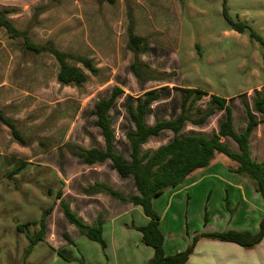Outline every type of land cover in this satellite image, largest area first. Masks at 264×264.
<instances>
[{"label": "rangeland", "instance_id": "obj_1", "mask_svg": "<svg viewBox=\"0 0 264 264\" xmlns=\"http://www.w3.org/2000/svg\"><path fill=\"white\" fill-rule=\"evenodd\" d=\"M0 9L12 11L8 15L12 24L18 30L28 28L29 37L38 44L51 41L60 51L78 56L92 51L94 64L100 69L96 77L88 74V81L80 88H61L56 83L57 65L50 55H23L0 29V79L12 81L11 86L16 87L6 96L5 101L10 103L4 111L18 115L17 127L30 140L28 147L12 149L9 132L0 131V153H3L0 156V264H139L135 259L136 244L141 250L151 254L153 251L143 246L141 234L132 228H119L112 237L125 241L122 246L112 245L106 231L104 237L109 247L102 252L97 243L80 236L74 226H69L66 233L74 240V247L65 248L64 256L68 259L65 261L53 250L65 243V231L59 226L65 224L66 219L61 220L55 215L50 217V214L46 220L49 227L47 242H39L25 262V253L30 246L27 236L36 235L39 226H30L23 231H18L17 227L39 221L46 211L62 210L55 196L62 188L59 177L66 178L67 175L58 171L59 162L73 163L72 172L85 169L69 154L67 144L86 149L100 143L99 130L95 129L89 112L94 103L108 96L114 86L124 91L111 116L118 151L125 156L127 151L123 142L126 140L122 132L129 124L123 109L124 97H137L164 86L198 89L220 98H233L228 103L232 108L235 130L241 132L246 116L243 98L238 96L246 94L249 101L252 92H247L264 86V0H116L114 5L104 0H0ZM223 10L232 22L247 25L263 44L251 38L248 30L242 34L232 30ZM129 15L135 33L148 40L147 46L155 47L154 52H144L137 58L153 70L154 80L137 81L129 71L135 60L126 41ZM76 66L82 69L80 65ZM181 97V93L173 92L170 98L158 104L149 125L157 119L168 120L177 116ZM16 101L24 104L16 105ZM208 101L207 94L192 110L204 111ZM220 116L215 115L202 128L187 123L184 134L192 131L211 134ZM263 128V124L258 127L262 136ZM171 138L172 134L161 133L144 145L143 151H155ZM39 141L44 147L39 146ZM224 142L232 151L237 149L231 140ZM255 142L252 143V156L261 159L263 146L259 142L258 145L257 140ZM19 162L28 164L14 177H8L10 170L19 167ZM253 195H257L258 203H252L251 199V204L258 208L257 204H263L262 199L254 190ZM181 197L184 195L175 198L172 206L163 211L165 194L157 200L154 209L162 215L161 228L165 237L172 231L179 241L184 238L186 224L191 235L204 231L202 208L196 213L189 203L185 209ZM218 200L219 197L215 198V203ZM200 201L201 198L197 197L195 205ZM139 213L124 219L128 224L140 226L144 224L140 208ZM185 218L187 222H184ZM211 220L210 232L225 225L214 216V212ZM132 251H135L134 258L131 257ZM139 255L142 261L144 254L140 252Z\"/></svg>", "mask_w": 264, "mask_h": 264}, {"label": "trees", "instance_id": "obj_2", "mask_svg": "<svg viewBox=\"0 0 264 264\" xmlns=\"http://www.w3.org/2000/svg\"><path fill=\"white\" fill-rule=\"evenodd\" d=\"M104 1L114 5L116 0ZM11 13L10 10L0 9V29L9 40L17 45L23 55L29 53L37 56L50 55L57 65L56 81L60 85H73L80 88L87 82V76L76 65H80L83 70L93 77L98 75V69L89 58L60 51L51 41L44 44L34 42L28 35V28L18 30L8 19V15ZM37 14H35V17ZM223 15L232 30L240 34L248 30L251 38L263 44L261 38L251 31L247 25L232 22L225 10H223ZM128 18L130 21L127 28V45L135 57V60L129 66V71L137 81L154 80L153 70L137 59L138 55L146 51V41L134 35L131 15ZM71 63H74V65ZM173 92L182 94L179 103V114L168 120L157 119L152 125H149V119L155 116L156 106L170 98ZM123 95V90L114 86L109 96L98 99L90 111V115L94 118V126L99 130L103 141V149H83L77 144H67V148H69V154L83 165L93 166L109 162L111 169L121 179H133L134 187L138 193L137 196L122 197L118 192L101 184H95L90 192L104 193L123 203L141 208L143 215L148 219V223L138 227L132 225L131 228L141 234L142 244L153 250V256L147 264H186L195 244L201 238L234 243L244 249H250L258 245L264 237V217L259 222V231L256 234L230 230L223 233L199 234L193 237L191 244L184 251L172 256H165L163 236L159 228L160 217L153 209L152 201L161 196L166 190L183 184L186 178L195 171L209 168L214 156L218 154L237 164V168L233 173L237 176L249 178L254 183L255 191L261 196L264 203V162H257L253 159L250 151L251 135L259 124H264V87L261 90H253L249 101L246 99V94L238 96L243 98V108L246 116V124L241 132L235 130L232 108L228 103L233 98L226 100L211 94L207 108L202 111L199 109L192 110L197 102L207 96L206 92L198 89L164 86L145 91L136 98L125 96L123 109L129 125L123 130V136L129 148L128 158L115 150V128L112 119L109 117V112ZM217 114H221V116L217 120L216 131L208 135L193 131L184 134L187 123L192 127L202 128ZM0 123L9 130L13 141L19 146L28 147L30 145V140L23 136L17 127V123L6 118L2 111H0ZM164 132L172 134V138L166 144L155 151H143L144 145ZM221 139L231 140L236 145L237 151H232ZM38 144L44 147L41 141ZM26 164L21 163L18 168L9 172L7 176H15ZM47 192L49 195L51 194L50 190ZM56 199H60V193L56 194ZM59 206L66 221L76 228L80 236L99 244L101 249L105 250L106 245L102 238L100 221L93 226L87 225L70 212L65 203L60 201ZM48 214L49 211H46L38 222L26 223L17 227L18 231H23L22 229L30 226H39L36 235L33 237L27 236L30 246L26 250L25 256H28L32 248L39 242H44L46 234L45 219ZM204 223H206V216L204 217ZM64 238L70 242L66 235H64ZM56 254L68 261L64 256L66 254L64 249L56 251Z\"/></svg>", "mask_w": 264, "mask_h": 264}, {"label": "crops", "instance_id": "obj_3", "mask_svg": "<svg viewBox=\"0 0 264 264\" xmlns=\"http://www.w3.org/2000/svg\"><path fill=\"white\" fill-rule=\"evenodd\" d=\"M10 17L11 16L8 17L9 20H11ZM94 22L97 23L95 19H94ZM133 33L134 35L140 37V35H137L135 33L134 28H133ZM100 34L102 35V32ZM140 38H143L145 41H148L144 37H140ZM90 39H92V35L90 36ZM126 41H127V38H126ZM94 42L95 40L93 41V43ZM154 48L155 47L151 45L147 46L145 53L154 52ZM91 53L92 51L84 55V57H87L93 61ZM44 55L46 54L38 55V56H44ZM97 69L100 72V69L99 68ZM81 70L87 76V81H88L89 73L83 69ZM12 83H13L12 81H7V80L0 81V111L4 113L6 118L17 122V120L19 119L18 115L16 116L11 115V114L5 113L4 111L6 110L8 104L10 103V101L8 102L5 101L6 96L8 95L9 92H12L14 88H16V87L11 86ZM56 83L61 88L73 86V85L63 86V85H60L57 81ZM263 87L264 86H258L254 88L253 90H260ZM253 90H250L247 93H251ZM207 94L208 96L211 95L210 93H207ZM106 97H102V98H106ZM224 99L227 100L230 98H224ZM17 103L20 105L24 104L21 101L14 102V104L18 105ZM113 108H115V106ZM111 111L109 112V117L113 121V118L111 116ZM90 117L91 119H93V123H94V118L92 116ZM260 125L261 124H259L258 127H260ZM258 127L253 132L250 138L251 156H252V143L255 142L256 140H257V144L259 142L260 146H263V149H264V135L262 136V132L259 133ZM95 129L97 128L95 127ZM6 130L7 128L0 123V131L4 133L9 132V130L8 131ZM263 132H264V128H263ZM122 135H123V132H122ZM67 137H65V140ZM9 140L12 141V143L9 144L10 148L18 149V150H21V148H25L15 143L11 135H10ZM11 141H9V143ZM117 141H118V138L116 137V132H115V140H114L115 150L121 153L120 151H118ZM221 141L224 142L225 139H221ZM63 142H66V141L63 140ZM123 146H124V149L127 151V155L126 156L124 155V156L128 158L129 148H128L126 141L123 142ZM90 148L103 149L102 139L98 145L90 146L89 148H86V149H90ZM3 151L4 152L6 151L5 147ZM234 151H237V149ZM1 155L3 156V153H0V156ZM252 158L255 159L257 162H264V154L261 159H258L257 155L252 156ZM21 163H24V162H19L17 165H20ZM72 165L74 164L67 163L66 161L59 162V165L57 168L58 171L60 173L62 172L63 174L67 175V177L66 178H62L61 176L59 177L62 188L57 191V193H60V199L59 200L56 199L57 204L59 205L60 201L65 203L68 206L70 212L75 214L78 219H80L87 225L93 226V225H96L98 221L101 222L102 238L106 245L105 250L102 251L100 249L102 252L104 251L106 252L109 247V244L106 242L105 237H104L106 231L109 232L108 238L111 240L112 245L122 246V244H124L125 241H120L116 239L115 241L113 240L112 237L116 235V232L118 231L119 228H121L122 230L123 228H126L127 230H129L131 229L132 225L135 226L131 222H129L128 224L124 218H126L127 216L131 218V216L134 213H137V212L139 213L140 207H134L131 204L123 203L104 193H94L90 191H91V188L95 184H101V185H105L111 188L115 192H118L122 197L137 196L138 193L134 187L133 179L132 178L121 179L116 174V172L111 169L109 162H106L104 164H97L93 166H86L82 164V168L84 167L85 169H80L78 172H76L75 170L74 172H72L73 170L71 168ZM236 168H237L236 163L230 161L229 159L225 160L219 157L218 154H216L209 168L204 169V170L195 171L193 174H191L189 177L186 178L183 184L179 185L176 188L166 190L161 196H159L158 198L152 201V207L153 209L156 210L155 204L157 200L160 199L163 195L167 194V198L163 203L164 204L163 211H165L167 210L169 206H172V203L175 198L181 195H184V197H181V198H184L185 209H188L189 203L191 205L190 208L192 207L193 209H196L195 210L196 213L200 210V207L202 208V215H203L202 225H203L204 231L191 235V233L188 231V227L186 224L185 225V235H184V238L182 237V241H179L177 237H174L172 231L169 232L167 238L165 237L162 231V228H161L162 215L156 211L160 217L159 228L163 236V251H164L165 256H172V255H175L177 253L184 251L191 244L193 237L199 234L223 233L229 230L241 232V233L256 234L259 231V222L264 217L263 200H262L263 204L261 205L257 204L258 208L252 206L251 199H252V203L254 201L255 203H258L256 199L257 195H253V190L255 191L254 184L249 178L245 176L235 175L233 171ZM11 171L12 170H10L9 172ZM193 194H195L194 196H196L194 200H193L194 196L192 197ZM197 197L198 199L201 198V201L198 205H195V201L197 200ZM218 197H219V200L217 203H215V198H218ZM158 207L162 208L161 205H158ZM213 212H214V216L217 217L219 220H221V222L223 221L222 223H225V225H221L219 226V228L216 229V231L214 230L213 232H210L209 226L212 222L211 213ZM49 215L50 217H53L55 215L59 217L61 220L62 218L63 220H65L62 210L60 212L59 210H56V209L53 211H50L49 214L46 216L45 220H48ZM205 216H206V223H204ZM143 220H144V224L140 226H144L148 223V219L145 216ZM32 222H38V221H32ZM184 222H187L186 218ZM69 226H72V225H70L67 221L65 224L59 226L60 230L65 231V233H63V237L65 234L69 238L70 242L65 240V243L62 246H60L59 249L53 250L55 254H56V251L61 250V249L65 250V248L68 246L74 247V240H72L70 235L66 233L67 230L69 229ZM136 227H138V225ZM48 230H49L48 222L46 221V233ZM46 238L47 236L45 234L44 242H47ZM137 247H138V251H136L135 259H137V262L139 264H147L148 261L152 258L153 254L149 253L148 251H145L144 249L141 250L140 247L136 244V248ZM32 250H31V253H32ZM134 252L135 251L131 252L132 258H134V255H135ZM140 252H142L145 257L143 258L142 261L140 260V255H139ZM27 259H28V256H26L25 262L27 261ZM86 262L89 263L88 261ZM186 264H264V237L258 245L250 249H244L234 243L221 242L217 240L201 238L195 244L194 250L192 254L189 256Z\"/></svg>", "mask_w": 264, "mask_h": 264}]
</instances>
